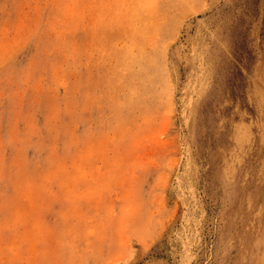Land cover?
Masks as SVG:
<instances>
[{"label":"rangeland","instance_id":"374dc122","mask_svg":"<svg viewBox=\"0 0 264 264\" xmlns=\"http://www.w3.org/2000/svg\"><path fill=\"white\" fill-rule=\"evenodd\" d=\"M0 264H264V0H0Z\"/></svg>","mask_w":264,"mask_h":264},{"label":"bare ground","instance_id":"6f19581e","mask_svg":"<svg viewBox=\"0 0 264 264\" xmlns=\"http://www.w3.org/2000/svg\"><path fill=\"white\" fill-rule=\"evenodd\" d=\"M149 14V13H148ZM152 15V14H151ZM149 20V19H148ZM151 23V22H150ZM150 23H148V24H150ZM162 26V25H161ZM160 27V26H159ZM162 28H164V25H163V27ZM159 30H161V29H159ZM159 30H157V31H159ZM163 31H164V29H162ZM149 32V31H148ZM154 32V31H153ZM158 34V33H157ZM162 35V34H161ZM155 37V36H154ZM158 36H156V38H157ZM162 37V36H161ZM160 37V38H161ZM151 39V38H150ZM154 40H156L155 38H154ZM157 41H155V43H156ZM65 253V252H64Z\"/></svg>","mask_w":264,"mask_h":264}]
</instances>
